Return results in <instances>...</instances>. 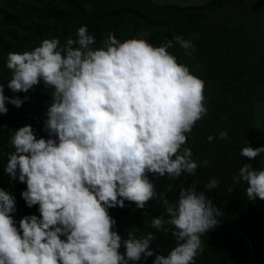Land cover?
<instances>
[{"label":"clouds","instance_id":"obj_1","mask_svg":"<svg viewBox=\"0 0 264 264\" xmlns=\"http://www.w3.org/2000/svg\"><path fill=\"white\" fill-rule=\"evenodd\" d=\"M148 35L121 41L109 32L95 46V36L81 25L63 44L45 38L31 50L7 53L11 76L0 84V114L9 103L20 108L29 96L17 94L41 84L52 95L42 129L47 138L24 125L10 139L14 150L4 172L26 185L21 197L28 208L38 206L39 215L17 221L14 194L0 188V264H137L152 257V264H196L201 237L220 224L221 208L206 194L220 181L211 178L203 190L195 181L173 201L157 193L154 178L175 180L209 165L186 146L208 112L206 82L169 51L178 45L192 58L191 39L176 35L157 46ZM218 137L226 140L227 131ZM261 153L264 146L246 143L239 156L252 160ZM241 181L249 200L264 201V169L244 163L233 176V184ZM154 199L164 213L150 225L174 239L166 255L153 249L151 231L119 234L109 212L127 201L151 216L146 206Z\"/></svg>","mask_w":264,"mask_h":264},{"label":"trees","instance_id":"obj_2","mask_svg":"<svg viewBox=\"0 0 264 264\" xmlns=\"http://www.w3.org/2000/svg\"><path fill=\"white\" fill-rule=\"evenodd\" d=\"M239 1L243 0L181 6L160 0H0V84H6L11 76L6 68L8 52L31 50L45 38L59 37L63 44L68 37L76 38L81 25H87L95 36V46L109 32L123 41L144 31L149 34L145 38L157 46L176 35L192 40L196 46L192 58L185 56L178 45L169 51L206 82L208 112L195 125L186 146L195 160L207 159L210 163L198 167L195 175L185 173L175 180L155 177L154 183L158 194L165 193L174 201L181 187L199 181L197 188L203 190L211 178L220 181L217 188L206 190L221 208L220 224L201 237L203 251L196 264H264V201L249 200L243 181L233 184V176L244 163L264 169V153L252 160L239 156L246 143L253 148L264 146V139H257L255 134L257 108L253 101L264 100V90L248 89L264 85V30L240 23L243 18L238 23L226 22L227 6ZM4 94L13 95L7 87ZM17 95L21 99L27 95L29 100L20 108L6 104L7 114H0V188L14 194V216L19 221L24 215L39 213L38 206L28 208L21 197L26 185L11 182L4 172L8 155L14 150L10 139L24 125H31L38 138H47L42 129L52 89L41 84ZM225 130L228 138L219 139L218 134ZM210 135L217 138L208 141ZM169 184L173 186L170 192ZM229 187L233 192L229 193ZM146 207L151 216L146 217L143 210L127 201L124 208L109 212L117 221L119 234L126 237L133 230L139 236L151 231L156 236L153 249L166 255L174 246L171 232H158L150 225L153 217L164 213L162 203L154 199ZM153 259L137 264H152Z\"/></svg>","mask_w":264,"mask_h":264},{"label":"crops","instance_id":"obj_3","mask_svg":"<svg viewBox=\"0 0 264 264\" xmlns=\"http://www.w3.org/2000/svg\"><path fill=\"white\" fill-rule=\"evenodd\" d=\"M226 22L228 23H238L240 18V23H246L251 26H256L259 29L264 30V0H243L237 3H233L227 6L226 10ZM249 90L257 89L264 90V85H259L254 88L248 87ZM254 106L264 105V100L255 99ZM264 107V106H263Z\"/></svg>","mask_w":264,"mask_h":264},{"label":"rangeland","instance_id":"obj_4","mask_svg":"<svg viewBox=\"0 0 264 264\" xmlns=\"http://www.w3.org/2000/svg\"><path fill=\"white\" fill-rule=\"evenodd\" d=\"M164 3L176 4L181 6L201 5L209 0H160ZM264 105L258 106L255 117V134L257 139H264Z\"/></svg>","mask_w":264,"mask_h":264}]
</instances>
